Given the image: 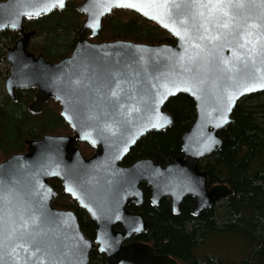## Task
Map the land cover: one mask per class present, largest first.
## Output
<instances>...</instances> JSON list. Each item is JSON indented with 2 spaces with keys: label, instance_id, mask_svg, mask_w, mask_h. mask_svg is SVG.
<instances>
[{
  "label": "water",
  "instance_id": "obj_1",
  "mask_svg": "<svg viewBox=\"0 0 264 264\" xmlns=\"http://www.w3.org/2000/svg\"><path fill=\"white\" fill-rule=\"evenodd\" d=\"M68 1H0V33L20 36L3 58L10 64L7 93L15 97L17 88H37L29 106L35 113L55 98L74 131L27 140L26 152L0 162V264H90L96 248L107 264H181L134 240L149 230V222L130 206L143 204L144 184L151 189V205L169 198L174 214L181 213L186 197L194 199L191 213L198 216L233 194L225 183L210 185L199 163L222 149L220 131L234 122L239 101L264 92L257 86L264 83V0H233L241 6L226 9L228 17L219 12L209 17L203 9L204 18L195 20L198 10L165 14L149 0H83L77 9L85 19L72 52L58 61L32 52L36 31L27 30L25 20L64 10ZM130 3L137 7H127ZM117 9L157 23L175 42L94 40L105 17ZM245 40L251 43L241 47ZM238 56L248 57L247 66ZM180 94L196 105V118L182 135V154L165 164L150 157L123 164L143 136L174 125L166 104ZM78 140L95 149L91 157L84 156ZM52 179H59L64 192L95 221L94 240L74 210L54 205Z\"/></svg>",
  "mask_w": 264,
  "mask_h": 264
},
{
  "label": "trees",
  "instance_id": "obj_2",
  "mask_svg": "<svg viewBox=\"0 0 264 264\" xmlns=\"http://www.w3.org/2000/svg\"><path fill=\"white\" fill-rule=\"evenodd\" d=\"M82 1L69 0L64 10L27 19V28L37 29V36H41L31 49H39L53 58L68 54L84 20L77 9ZM18 36V32L11 30L0 33V60L5 55L4 44H14ZM117 39L149 44L175 42V38L157 23L128 9L114 10L105 17L94 40ZM29 91H18L17 103L8 100L5 94L0 96V156L4 158L23 150L26 138H37L60 129L70 131L56 105L47 104L39 115L27 111L22 99L26 104L30 101ZM166 109L174 116V125L143 136L126 156L125 163L150 157L165 164L182 154V135L196 118L195 102L190 96L180 94L167 102ZM233 118L234 122L220 131L222 149L199 163L202 170L208 171L209 184L225 183L233 190L224 201L194 216L191 213L193 198L186 197L181 213L174 214L169 198H164L157 207L152 206L151 189L143 185L144 203L132 208L144 211L149 230L137 240L150 243L156 253L174 256L181 264H264V92L240 100ZM51 184L58 192L54 205L74 210L82 230L94 240L95 221L64 192L59 180L53 179ZM222 236L236 238L244 244L239 259L228 261L209 248L199 252L207 239ZM90 264H107L97 248L91 253Z\"/></svg>",
  "mask_w": 264,
  "mask_h": 264
},
{
  "label": "snow or ice",
  "instance_id": "obj_3",
  "mask_svg": "<svg viewBox=\"0 0 264 264\" xmlns=\"http://www.w3.org/2000/svg\"><path fill=\"white\" fill-rule=\"evenodd\" d=\"M59 2L63 3V0H59ZM149 3L151 5H154L156 7L162 8L165 11V14L168 13L170 9H175V10H180L181 8H186V9H192V10H198L193 12V20L197 18V16L201 19L204 18V11L203 9H208V15L209 17H212L214 12H219L225 17L229 16L228 11L226 9H230L233 7H240L241 5L239 4H234L233 0H186V2H181L177 3L175 0H149ZM127 7L130 8H136L137 4L136 3H130L126 5ZM230 18V17H229ZM200 27H203V24L200 25ZM223 28H228V24L225 23L222 25ZM253 27H256L253 25ZM177 35H180L179 32L176 33ZM251 35V33L249 34ZM203 39V37H201ZM250 40H245V43L241 45V47H244L247 44H250ZM243 59L245 61V66H247L248 63V57H237V60ZM254 64V60L252 61ZM227 71H232L231 68L227 69ZM258 87L264 88V83H260L257 85ZM254 90L252 87H245L244 91H252ZM115 94V93H114ZM232 97H229V102H231ZM35 218H33V223H35ZM0 235H3V230H2V222H0ZM3 241L0 240V244H2ZM39 250V249H37Z\"/></svg>",
  "mask_w": 264,
  "mask_h": 264
},
{
  "label": "flooded vegetation",
  "instance_id": "obj_4",
  "mask_svg": "<svg viewBox=\"0 0 264 264\" xmlns=\"http://www.w3.org/2000/svg\"><path fill=\"white\" fill-rule=\"evenodd\" d=\"M0 1H2V0H0ZM26 21V20H25ZM26 26V25H25ZM26 29L27 30H35L36 31V34L32 37V39H31V42H30V49H31V45H33V41L34 40H36V39H38V38H40L41 36H37V29H29V28H27V26H26ZM20 36H18V38H19ZM17 38V39H18ZM16 39V40H17ZM16 40H15V42H16ZM77 41V40H76ZM14 42V43H15ZM35 43V42H34ZM75 44H76V42H75ZM75 44H74V46H75ZM74 46H73V48H74ZM73 48L71 49V51L68 53V54H66L65 56H67V55H69L71 52H72V50H73ZM31 51L32 52H34V53H36V54H39V53H43L49 60H51V61H58V60H60V59H62V58H64L65 56H63V57H61V58H53V57H48L44 52H42L41 50H39V49H35V50H32L31 49ZM5 90H6V88H5ZM20 90H31V91H29V92H31V94H32V98L30 99V101L29 102H27V104L24 102V100L22 99V103L24 104V108L27 110V111H29L30 113H32V114H35V115H39V114H41L45 109H46V105L47 104H51V105H56L57 107H58V110H59V113H60V115H61V104L57 101V100H55V98H52L51 100H49L47 103H46V105H45V107H44V109L41 111V112H39V113H35V112H32L31 110H30V108H29V106H30V104L35 100V94H36V92H37V88H17L16 90H15V97H12V96H10L8 93H7V91L5 92V96H7L8 97V100H11L12 102H14V103H17L18 102V91H20ZM3 97V96H2ZM23 97V96H22ZM61 117H62V115H61ZM63 118V117H62ZM64 119V118H63ZM66 122V121H65ZM68 124V123H67ZM69 125V124H68ZM69 128H70V131H67V130H62V129H60V130H56V131H54V132H46V133H43L42 134V136L43 135H45V134H55V135H73L74 134V131L71 129V127L69 126ZM42 136H40V137H37V138H26V139H24V144H25V148L23 149V150H19V151H15V152H13L12 154H14V153H23V152H26L27 151V147H28V144H27V140H30V139H38V138H41ZM77 146L81 149V151H82V153L84 154V156L85 157H87V158H89V157H91L92 155H93V153L95 152V149L94 148H92V146L89 144V143H87V142H83V141H80V140H78L77 141ZM11 154V155H12ZM9 157V156H8ZM7 158V157H6ZM5 158V159H6ZM5 159H3V160H5ZM2 160V161H3ZM138 160V159H137ZM136 161V160H135ZM1 162V161H0ZM134 162V161H133ZM133 162H131V163H133ZM131 163H125V160L123 161V164H125V165H129V164H131ZM53 180V179H52ZM55 180H59V179H55ZM60 181V180H59ZM61 182V181H60ZM61 184H62V182H61ZM211 185V184H210ZM143 186V185H142ZM62 187H63V184H62ZM56 190V189H55ZM63 190H64V187H63ZM57 191V190H56ZM57 194H58V192H57ZM227 198V197H226ZM225 198V199H226ZM151 199V198H150ZM225 199H223L222 201H224ZM221 201V202H222ZM144 203V202H143ZM219 203V202H218ZM193 204H194V199H193ZM215 204H217V203H215ZM135 207L136 205H132V206H130V209L131 210H133V211H142V210H135V209H133L132 207ZM141 205H139V206H136L137 208L138 207H140ZM192 207H193V205H192ZM192 207H191V211H192ZM181 210H182V206H181ZM144 212V211H143ZM144 215H145V213H144ZM145 218H146V216H145ZM147 219V218H146ZM117 228L118 229H122V227H121V225H118L117 226ZM142 234V233H141ZM141 234H139V235H136V237L134 238V240L135 241H139V240H137L138 239V236H140Z\"/></svg>",
  "mask_w": 264,
  "mask_h": 264
},
{
  "label": "rangeland",
  "instance_id": "obj_5",
  "mask_svg": "<svg viewBox=\"0 0 264 264\" xmlns=\"http://www.w3.org/2000/svg\"><path fill=\"white\" fill-rule=\"evenodd\" d=\"M85 19V17H84ZM78 34V33H77ZM73 39V38H72ZM37 40L40 41V39H36L33 41L37 42ZM9 42V41H8ZM13 44H7V42L4 44V53L6 55V52L9 47H11ZM9 66L10 64L8 62H5L3 59L0 60V73L2 74L0 78V96L5 94V79L7 75L9 74ZM63 130V129H62ZM5 159L4 157L0 156V161ZM221 202V201H220ZM206 244L203 248L200 249L199 252H203V250H207L209 248L212 251L218 252V254H222L228 261H235V259H239L241 256V252L243 249L244 244L236 238L222 236L217 239H207Z\"/></svg>",
  "mask_w": 264,
  "mask_h": 264
}]
</instances>
